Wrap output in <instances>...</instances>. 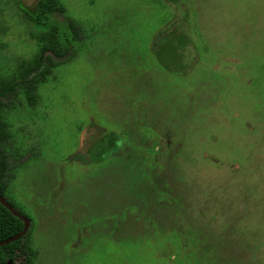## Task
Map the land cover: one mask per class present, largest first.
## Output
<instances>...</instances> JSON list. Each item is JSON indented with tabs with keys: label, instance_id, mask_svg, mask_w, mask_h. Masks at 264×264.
<instances>
[{
	"label": "rangeland",
	"instance_id": "1",
	"mask_svg": "<svg viewBox=\"0 0 264 264\" xmlns=\"http://www.w3.org/2000/svg\"><path fill=\"white\" fill-rule=\"evenodd\" d=\"M59 1L74 50L7 115V198L38 264H264V0ZM170 32L194 42L180 73L156 51ZM41 37L0 0V83Z\"/></svg>",
	"mask_w": 264,
	"mask_h": 264
},
{
	"label": "trees",
	"instance_id": "2",
	"mask_svg": "<svg viewBox=\"0 0 264 264\" xmlns=\"http://www.w3.org/2000/svg\"><path fill=\"white\" fill-rule=\"evenodd\" d=\"M13 1L25 14L31 27L40 33L44 47L38 62L26 74L0 83V196L11 205L7 194L10 190V144L13 135L10 132L8 111L14 109L17 105L15 101L21 94L34 105L38 100L39 87L49 81L56 68L68 62L67 59L75 47L74 36L70 33L72 24L68 21L64 6L59 0H41L35 13L28 12L21 0ZM193 49L194 42L187 34L170 32L160 38L156 51L164 68L180 73V68L187 65V59L193 58ZM9 104L14 107L10 109ZM123 141L124 137L114 131L97 139L89 150L93 162L109 160ZM23 228L24 222L0 203V241L20 233ZM38 260L39 251L34 245L31 228L17 241L0 247V264H38Z\"/></svg>",
	"mask_w": 264,
	"mask_h": 264
},
{
	"label": "water",
	"instance_id": "3",
	"mask_svg": "<svg viewBox=\"0 0 264 264\" xmlns=\"http://www.w3.org/2000/svg\"><path fill=\"white\" fill-rule=\"evenodd\" d=\"M22 4L24 6V8L30 12V13H35L38 10L39 4L41 0H21ZM0 203L5 206L9 211H11L13 213V215H15L16 217L20 218L23 222H24V228L23 230L16 234L13 235L11 237H9L8 239L4 240V241H0V247L10 244L12 242L17 241L18 239H20L21 237H23L29 230L30 225H31V221H29V219L22 215L19 211H17L4 197L0 196Z\"/></svg>",
	"mask_w": 264,
	"mask_h": 264
}]
</instances>
